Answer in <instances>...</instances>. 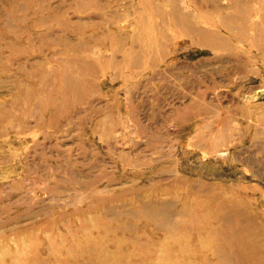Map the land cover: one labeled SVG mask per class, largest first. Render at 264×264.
Segmentation results:
<instances>
[{
    "label": "rangeland",
    "instance_id": "1",
    "mask_svg": "<svg viewBox=\"0 0 264 264\" xmlns=\"http://www.w3.org/2000/svg\"><path fill=\"white\" fill-rule=\"evenodd\" d=\"M252 240L264 0H0V264H238Z\"/></svg>",
    "mask_w": 264,
    "mask_h": 264
},
{
    "label": "bare ground",
    "instance_id": "2",
    "mask_svg": "<svg viewBox=\"0 0 264 264\" xmlns=\"http://www.w3.org/2000/svg\"><path fill=\"white\" fill-rule=\"evenodd\" d=\"M162 223H169V219L167 220L166 217L164 220H162ZM241 240L244 241L245 239ZM243 243L246 244H244L245 246H243L242 250L238 251L237 253L235 252V255L241 258L238 260V264H264V243H262V245L260 244V249H262V251L259 250L258 243L255 240H252L251 242L246 241ZM250 249L252 250L250 251Z\"/></svg>",
    "mask_w": 264,
    "mask_h": 264
},
{
    "label": "crops",
    "instance_id": "3",
    "mask_svg": "<svg viewBox=\"0 0 264 264\" xmlns=\"http://www.w3.org/2000/svg\"><path fill=\"white\" fill-rule=\"evenodd\" d=\"M227 21L224 23L226 26L232 25L230 21L232 22V18H227ZM232 31L231 26L227 28ZM230 37H227L224 39L220 34L217 33V31H203L201 34V40L199 41L204 45V47H208L210 50H218L221 48H224L226 46L225 41L228 42V39ZM198 45V44H197ZM175 55V52L172 53ZM227 62L230 61L229 57L226 59ZM88 69V66H86V70ZM81 81V80H80ZM81 85V84H80ZM176 114V112H175Z\"/></svg>",
    "mask_w": 264,
    "mask_h": 264
}]
</instances>
